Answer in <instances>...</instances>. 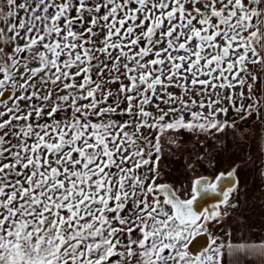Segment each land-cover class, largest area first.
Here are the masks:
<instances>
[{"label": "rangeland", "instance_id": "rangeland-1", "mask_svg": "<svg viewBox=\"0 0 264 264\" xmlns=\"http://www.w3.org/2000/svg\"><path fill=\"white\" fill-rule=\"evenodd\" d=\"M127 1L39 38L0 0V264H228L229 245L264 243V2ZM230 168L239 183L213 219L181 223L152 193L171 183L186 199ZM204 231L209 248L189 258Z\"/></svg>", "mask_w": 264, "mask_h": 264}, {"label": "crops", "instance_id": "crops-1", "mask_svg": "<svg viewBox=\"0 0 264 264\" xmlns=\"http://www.w3.org/2000/svg\"><path fill=\"white\" fill-rule=\"evenodd\" d=\"M113 1H117L118 5L126 0H2V3L5 5H10L14 12L21 13V20L31 21V26L37 30L34 34H38L39 38L49 37L51 33L48 34L46 27H57L62 24H66L67 18H74V13L84 10L90 11H103L105 5H111ZM136 0H128L127 3L135 4ZM178 7V10L181 11H190V12H212V13H221V12H233V11H242V12H256L261 9L263 6L264 0H172ZM109 3V4H108ZM97 4L99 7L94 8V5ZM94 8V10H93ZM103 9V10H102ZM24 13V14H23ZM79 18V17H77ZM87 18V17H83ZM33 34V35H34ZM258 75L256 73L252 74ZM254 78H251L253 80ZM262 80V79H261ZM254 84L258 83V79H255ZM222 85L218 86V91H222ZM240 88L234 89V94L238 96L239 94L248 96L249 92L247 88H244V91ZM226 93V94H224ZM233 93L226 91L218 92L219 99L211 103L214 107L213 112L217 109V112L221 108L222 112L219 114V120L222 121L230 115L231 102L234 98ZM232 94V95H231ZM197 97L196 99H198ZM236 98V97H235ZM207 100V99H206ZM235 101V100H234ZM216 112V115H217ZM225 112V113H224ZM184 115V112H182ZM188 243V242H187ZM172 252V250H171ZM227 260L228 264H255V261H258L259 258H262L264 261V243L260 241V244H242L237 246L235 244L229 245L227 247ZM244 254V257H240L241 254ZM201 254V253H200ZM199 254V255H200ZM198 255V256H199ZM188 256V255H187ZM192 256H189L191 258ZM244 261V262H242ZM67 263L72 264L70 261ZM264 264V263H263Z\"/></svg>", "mask_w": 264, "mask_h": 264}, {"label": "water", "instance_id": "water-1", "mask_svg": "<svg viewBox=\"0 0 264 264\" xmlns=\"http://www.w3.org/2000/svg\"><path fill=\"white\" fill-rule=\"evenodd\" d=\"M12 93L8 86L0 97L4 101ZM238 185V176L235 170L229 173H221L213 184L209 185L208 177H200L194 183V196L182 199L169 183L161 184L152 189L154 195H163L166 202L172 206L177 220L181 223L198 222L206 212L211 218L220 204H223L230 196L229 190ZM211 238L207 231L194 236L189 245V256H198L203 250L208 249Z\"/></svg>", "mask_w": 264, "mask_h": 264}, {"label": "flooded vegetation", "instance_id": "flooded-vegetation-1", "mask_svg": "<svg viewBox=\"0 0 264 264\" xmlns=\"http://www.w3.org/2000/svg\"><path fill=\"white\" fill-rule=\"evenodd\" d=\"M4 92V91H3ZM2 95V94H1ZM11 95H12V93H11ZM11 95H10V97H11ZM253 115V114H252ZM249 116H251V115H249ZM253 120V117H251V118H248V119H246V124H247V126H249V124H251L252 121ZM245 124V125H246ZM232 170H234V169H232V168H230V169H228V170H217L216 172H211V171H208V172H204L202 175H200L199 177H197L196 179H198V178H200V177H208L209 178V185H211V184H213V182L217 179V177L221 174V173H229V172H231ZM235 172H236V170H235ZM238 176V175H237ZM196 179L194 180V182H193V186H192V195L190 196V197H188V198H186V199H189V198H191V197H193L194 196V183H195V181H196ZM238 183H239V178H238ZM162 184H166V183H162ZM170 185H171V183H169ZM159 185H161V184H159ZM158 185V186H159ZM157 187V186H156ZM173 187V186H172ZM237 187V186H236ZM235 187V188H236ZM234 188V189H235ZM234 189H231V190H229V192H230V196H229V198L223 203V204H220L219 206H218V209L217 210H215L214 211V213H213V216L210 218V219H213L214 218V216H215V214L217 213V212H219V210L221 209V207L226 203V202H228V200L230 199V197H231V194H232V191L234 190ZM176 192V191H175ZM160 195V194H159ZM163 196V195H162ZM164 197V196H163ZM165 198V197H164ZM183 199V198H182ZM185 199V200H186ZM165 201H166V198H165ZM220 213H221V211H220ZM203 216H206V217H208V214L205 212L204 213V215ZM205 232V231H204ZM208 232V231H207ZM200 233H202V232H200ZM197 234H199V233H196L194 236H196ZM210 235V234H209ZM193 236V237H194ZM192 237V238H193ZM191 238V239H192ZM211 238V237H210ZM191 239L188 241V243H187V245H186V255H189V251H188V245H189V243H190V241H191ZM171 253V249L170 248H168L165 252H164V254L165 255H168V254H170ZM182 255H184V254H182ZM67 264V263H66Z\"/></svg>", "mask_w": 264, "mask_h": 264}, {"label": "trees", "instance_id": "trees-1", "mask_svg": "<svg viewBox=\"0 0 264 264\" xmlns=\"http://www.w3.org/2000/svg\"><path fill=\"white\" fill-rule=\"evenodd\" d=\"M67 264H69V263H67Z\"/></svg>", "mask_w": 264, "mask_h": 264}]
</instances>
